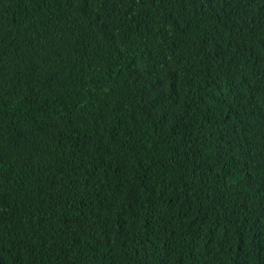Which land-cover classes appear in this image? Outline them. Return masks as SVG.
I'll return each instance as SVG.
<instances>
[{
	"label": "trees",
	"instance_id": "16d2710c",
	"mask_svg": "<svg viewBox=\"0 0 264 264\" xmlns=\"http://www.w3.org/2000/svg\"><path fill=\"white\" fill-rule=\"evenodd\" d=\"M0 264H264V0H0Z\"/></svg>",
	"mask_w": 264,
	"mask_h": 264
}]
</instances>
